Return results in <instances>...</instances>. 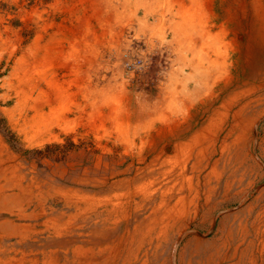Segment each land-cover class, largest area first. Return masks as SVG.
Segmentation results:
<instances>
[{
    "label": "bare ground",
    "instance_id": "1",
    "mask_svg": "<svg viewBox=\"0 0 264 264\" xmlns=\"http://www.w3.org/2000/svg\"><path fill=\"white\" fill-rule=\"evenodd\" d=\"M15 1L0 264H264V0ZM135 21L168 53L148 111Z\"/></svg>",
    "mask_w": 264,
    "mask_h": 264
},
{
    "label": "rangeland",
    "instance_id": "2",
    "mask_svg": "<svg viewBox=\"0 0 264 264\" xmlns=\"http://www.w3.org/2000/svg\"><path fill=\"white\" fill-rule=\"evenodd\" d=\"M54 1L53 0H48L47 1V4H48L47 7L49 9V15H50L51 19H52V15H53V13L51 11L54 8H56L54 6L55 3H56V1L55 2ZM122 1L121 0H117V3L122 2ZM15 4H16V1L15 0H0V15H3V16L8 17L9 14H12V13L16 12V11L13 10V7H15ZM68 13L69 12L66 11V13L63 15V16H65L64 19H61V18L58 17L59 19H57V20L62 21L64 25H68L69 22H70L66 18V16H69ZM19 24H22V22H20ZM14 25H15V23H14ZM138 28H139V25L135 21V25L133 27L132 26H129L128 29H127V33L128 34L130 33L129 35H130V38H131V42L132 43L135 41L136 38H138V37H136L134 35L135 33H137L136 31H137ZM24 33H25L26 36H28V34H26V32H24ZM32 36H33V39L35 40L36 39V34L33 33ZM49 37H51V38L54 37L53 35H51L50 31L46 34V36L43 39L42 43H45L44 41H47L48 39H50ZM138 40H140V43L139 44H135L136 42L133 43V44H135V51H136L135 54H134L135 57L138 59L139 63L142 62L141 59H140L142 56H145L147 58H150V60H146V62L151 61V64L150 65L152 66V67L149 66V69H148L149 72L147 74H145L146 77H149V79L147 80V83H144L143 86H140V85L138 86V91H140V92L143 93V96L145 97L144 99H146V100L149 99L148 105H147V111H148V109L151 110L154 107L155 103L157 102V96H158L157 94H159L158 90L156 91V89L154 88V86H151L150 85V82H152V79L153 78H156L159 74L162 75L161 74L162 71H164L166 69V67L168 66V59H167L168 58V53H166L165 56L163 57L160 54V50L159 49L158 50H155L156 49L155 46H153V47H147V44L145 43V39H144V36L143 35ZM68 46L69 45H67V42H66L67 49L69 47H71V46H69V47ZM78 50H80V48H78V49L77 48H74L73 49V52L78 51ZM44 51L45 50L40 51V53L43 54ZM46 51L48 53L47 54L48 55L47 57H49L51 55V53H52L50 47H49V49L47 48ZM42 54L39 57L40 59H41ZM68 54H70L69 51L68 52H65L63 54V61L61 63L62 64H65V66H64V67H66V68H64V69H66L65 73L67 72L69 74L68 76H65V78H67V77L74 78V76L71 75V74H73V72H74L75 69L78 70V67L77 66L71 67V65H69L70 63L73 62V60H71V58L68 57ZM65 60H66V62H64ZM10 64H12V62ZM1 65L5 66V63L3 62V64H1ZM0 69H3V68H0ZM10 70H11V66L2 75L0 73V77H2L3 75H5V73L8 72V71H10ZM67 73H66V75H67ZM81 73H82V71H79L76 74V76H75L74 79H82ZM156 79H158V78H156ZM0 85H1V81H0ZM13 103H14V99L13 100H10L8 102L7 101H3V100L0 99V107H10ZM83 125L84 124L82 122H80L77 126L73 127V129H86L85 125L84 126ZM0 129H4L5 132H7L5 129H13L12 127H10V125L8 123V117L5 116L1 112H0Z\"/></svg>",
    "mask_w": 264,
    "mask_h": 264
},
{
    "label": "crops",
    "instance_id": "3",
    "mask_svg": "<svg viewBox=\"0 0 264 264\" xmlns=\"http://www.w3.org/2000/svg\"><path fill=\"white\" fill-rule=\"evenodd\" d=\"M13 10L15 11L14 7H13ZM15 13V12H14Z\"/></svg>",
    "mask_w": 264,
    "mask_h": 264
}]
</instances>
